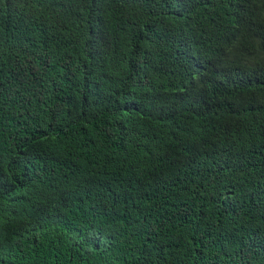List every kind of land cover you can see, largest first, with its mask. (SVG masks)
<instances>
[{"label":"trees","instance_id":"obj_1","mask_svg":"<svg viewBox=\"0 0 264 264\" xmlns=\"http://www.w3.org/2000/svg\"><path fill=\"white\" fill-rule=\"evenodd\" d=\"M0 264H264V0H0Z\"/></svg>","mask_w":264,"mask_h":264}]
</instances>
